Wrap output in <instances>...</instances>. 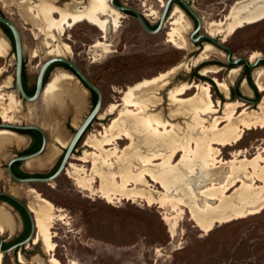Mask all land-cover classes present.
<instances>
[{
	"label": "rangeland",
	"instance_id": "1",
	"mask_svg": "<svg viewBox=\"0 0 264 264\" xmlns=\"http://www.w3.org/2000/svg\"><path fill=\"white\" fill-rule=\"evenodd\" d=\"M20 1L22 0H0V15L12 20L20 31L24 49L23 60L31 82L38 72L37 65L53 55L48 54V49L44 45L45 36L40 32L41 27L33 24L22 15ZM31 1L37 2V0ZM120 1L146 14L150 13L151 9L157 10L161 14L163 9L158 0ZM187 1L204 21L199 33H206V23L221 19L227 13L228 7L236 0ZM65 2H70V0H61V2L58 0L56 4L62 6ZM172 7L170 11H172ZM123 15L125 17L122 19L120 27L108 34L107 40L111 44L112 52L103 57H100L98 52L96 53L97 56H94L95 52L90 49V46L100 39L102 34L87 22L79 23L68 29L60 38L62 43L68 44L72 49L73 54L67 57L74 61L88 79L100 89L103 97L98 117L94 119L76 146L68 160L65 171L50 184L13 182L7 174L6 165L14 155L26 148L29 141L24 137V134L11 130L21 135V138L20 141L13 139L11 142H4L3 139H0V190L12 193L30 206L34 203V196L30 193V189H35L36 192L52 202L56 209L61 210L54 214L58 217L64 216V219L59 220L57 217L52 222L51 233L52 240L56 245L54 255L62 264H68L70 260H74L78 264H264V208L259 213L247 216L248 218L218 225L207 233L196 227L193 221L189 219V213L186 212L176 229V235L172 238L168 226L162 219L163 212L168 211L170 215H175V212L169 211L168 207L164 210L157 205L150 207L145 202L133 203L131 200L108 203L100 193L92 195L88 191L80 190L69 178L66 171L69 168L68 165L70 163L78 166L85 164L79 159L86 150L92 151L85 143L99 131L101 132L111 125L115 115H108L106 111L113 101H119L120 91L125 90L129 85L152 78L178 64H183L182 69L179 68L175 74L171 75V78L169 76L167 89L162 92H160V87L153 90L152 93L161 97L164 104L155 107V110H151L152 114L159 115L163 111L162 119H170L168 115L172 106L167 94L169 90L182 83L197 82L199 84L205 82L211 86L215 101H221V104L227 101L217 84L215 83L216 86L210 84L211 80L214 81L212 77L201 75V70L210 64L197 68L202 63H194L204 45L200 46V49H196L198 46L191 44L189 35L192 27L186 32V38L192 50L178 49L167 42L170 24L165 23L158 33L149 34L141 28L136 19L125 12ZM148 19L151 26H155L159 20L152 16H148ZM1 38L8 43L5 56H0V71H2L0 74V92L6 95L13 94L17 101V103L14 102L13 118L9 122L41 126L47 135L48 143L44 153L37 158L26 161L22 167L27 172L43 173L50 170L60 158L62 150L67 146L69 138L75 131V127L81 123L93 106L94 97L91 92L84 90L77 80H70L69 82L65 81L61 86L72 87L81 91L83 94L81 95L85 98L82 107H77L71 101L67 102L65 108L52 106L47 95H42L35 102L22 101L14 84V49L9 42L7 33L0 27ZM214 38L219 41L222 36L215 35ZM227 40L222 44L230 49L231 60L243 57L249 62V56L254 51H259L264 56V20L238 30L235 35ZM217 49L225 53L221 48V50ZM35 53L37 56L33 57ZM95 57L100 58L95 61ZM215 63L229 68L228 71H225L224 68V71L218 75L219 79L225 78L232 66L227 60L226 53L223 59L215 61ZM239 65L238 75L230 83L229 90L235 88L244 100H237L235 96L232 100L247 104L251 107L249 111L257 110L259 104L264 100V90L260 91L257 88L258 91L256 89L259 94L256 101L257 97L250 88V95L243 93L242 84L245 82L247 85L243 79L250 75L254 85L258 87L255 71L264 67V63L260 62L253 67H246L244 64ZM58 70L66 71L62 67H57L47 79L48 82L60 73L57 72ZM195 91L193 89L187 96H193ZM3 106L5 105L3 104ZM1 111L2 108H0V113ZM1 122L3 119L0 116ZM175 122L181 127L191 123L190 119L186 118H178ZM182 137L183 134H180L178 142L183 140ZM57 139H60L65 146H62V143H57ZM135 140L138 146L135 145L130 153L139 149L141 154H149L156 149L154 145H143V137L137 136ZM263 140L264 132H249L240 144L223 150L222 158L229 160L233 151L248 148L250 150L249 159H252L255 157L256 148L263 145ZM128 143V140L120 141V149H124ZM165 151L167 152V150ZM182 154L178 155L174 164L181 159ZM135 160L134 165L140 167V159L136 158ZM161 161H155L153 164H159ZM40 162L46 164L40 165ZM85 166L91 168L90 163L85 164ZM180 170L182 175L187 172L185 165H181ZM218 171L216 170V172ZM99 184L100 182L96 183V187ZM240 185L241 183L238 184V187ZM152 187L159 192H164L159 184L152 182ZM182 188L184 187L176 185L177 192L183 193ZM235 189L233 188L228 196L232 195ZM174 193H176L175 190H173ZM8 210L15 218L16 229L12 233H3V238L11 235L12 239L21 230V219L16 211ZM33 245L28 246L27 249H21L19 255H24V252L27 253L24 255L25 262L21 264H36V257H40L45 262L48 261L49 255L44 252L42 243ZM158 249L159 251H156ZM16 255L17 253L13 252L2 254V264H19Z\"/></svg>",
	"mask_w": 264,
	"mask_h": 264
},
{
	"label": "bare ground",
	"instance_id": "2",
	"mask_svg": "<svg viewBox=\"0 0 264 264\" xmlns=\"http://www.w3.org/2000/svg\"><path fill=\"white\" fill-rule=\"evenodd\" d=\"M56 2L58 0L20 1L22 15L41 27L40 32L45 36L44 45L49 55L71 56V47L62 43L60 38L68 29L82 22L89 23L102 34L91 45L94 56H97V52L100 57L112 52L111 44L107 40L108 34L120 27L125 16L111 7L109 0H88L84 6L75 0L62 6H58ZM158 2L162 8L166 0ZM147 16L159 19L160 12L151 9ZM168 16L166 24H170L171 28L167 32V42L178 49H190L186 32L192 27V22L177 5ZM262 20L264 0H236L221 19L206 23V34L212 38L215 35L222 36L221 41H218L222 44L238 30ZM7 43L0 39V56H5ZM217 48L212 43H205L194 63L220 61L225 53ZM261 56V52L254 51L249 56V62L254 63ZM99 58L95 57L94 60ZM182 66L183 64H178L121 90L119 101H113L106 111L108 115H115L111 125L85 143L92 151L86 150L79 160L85 164L90 163L91 168H87L85 164L78 166L70 163L66 170L77 188L92 195L100 193L108 203L131 200L133 203L145 202L150 207L157 205L164 210L168 207L175 215H170L168 211L163 212L162 219L172 238L186 212L195 226L207 233L218 225L243 219L264 208V140L263 145L256 148L255 157L252 159H249L248 148L233 151L229 160L222 158L223 150L240 144L247 133L264 132V100L257 110L249 111L251 107L247 104L229 99V86L238 75L240 65L231 68L225 78L219 79L222 66L212 64L203 68L201 75L212 77L227 101L224 104L215 101L211 86L205 82L182 83L168 91V100L172 106L168 115L170 119H162L163 111L159 115L151 113L155 107L164 104L163 99L152 92L158 87L160 92L167 89L169 76L171 78ZM255 78L259 90L263 91L264 67L256 69ZM70 80L76 79L72 74L61 71L45 85L42 95L49 97L50 105L65 108L68 101L77 107L84 105L85 98L81 91L61 86ZM193 89L196 90L193 96H187ZM242 90L245 95H250V89L245 82ZM15 101L13 94L0 92V106L5 105L0 107V116L4 123L12 120ZM178 118L190 119L191 123L181 127L175 122ZM180 134H183V140L178 142ZM137 136L143 137V145H154L156 149L149 154H141L139 149L130 153L135 148ZM20 138L21 135L14 131L0 129V139L4 142H11L13 139L20 141ZM124 140L129 143L124 149H120V141ZM56 142L65 146L60 139ZM180 153H183L181 159L174 164ZM136 158L140 159V167L134 165ZM159 160H162L161 163L153 164ZM42 164L46 163L40 162ZM47 164L49 165L48 162ZM181 165L187 168L185 175H182ZM151 181L159 184L164 192L153 189ZM98 182L100 184L96 187ZM239 183L241 185L238 187ZM176 185L183 186L184 192H177ZM233 188H236L235 191L228 196ZM173 190L176 193L173 194ZM30 193L34 196V203L28 208L37 228L33 244L42 243L44 252L49 255L48 261L36 257L35 263L62 264L54 255L56 245L51 233L52 222L58 217L54 213L61 210L56 209L52 202L35 189H30ZM58 219L62 220L64 216H59ZM15 229L13 214L5 205H0V232L12 233ZM1 257L0 252V264ZM19 261L25 262L22 255H19ZM68 264L78 263L70 260Z\"/></svg>",
	"mask_w": 264,
	"mask_h": 264
},
{
	"label": "water",
	"instance_id": "3",
	"mask_svg": "<svg viewBox=\"0 0 264 264\" xmlns=\"http://www.w3.org/2000/svg\"><path fill=\"white\" fill-rule=\"evenodd\" d=\"M174 1H176L180 5H182L184 8L183 9L184 13L186 15H190L196 21V26H194V24L192 22V27H194V29L192 30V32L189 35L190 40H191L193 45L202 41V40H204L205 42L212 43V44L216 45L217 47H219V48H221L227 52V60L230 64H233V65H238L239 62H243V64L246 65L247 67H253V66H256L258 63L264 61V56L259 57L253 64L248 63L247 59L243 58V57L231 60V52L227 46L216 41L214 38L210 37L206 33L198 34L200 29L203 26L202 18L200 17V15L196 12V10L193 8V6L187 0H166L165 6L163 7V10L160 14V18L158 20L157 26L154 29L150 28V26L146 23L145 19L141 15V13L136 8L128 6V5H118L115 3V0H109V4L111 7H113L114 9H116L120 12H131V13H133L136 16V18L139 22V25L141 26V28L145 32H147L149 34H156L163 28V26H164V24L168 18V13H169L170 7ZM0 23L8 28V30L10 31L11 36H12V42L10 40H9V42L14 49V57H15L14 84H15L18 95H20V97L22 99H25L28 102H35L38 99H40L42 92H43V89H44L45 74H46L47 70L49 69V67L53 64H56V63H60V64L64 65L65 67H63V69L66 70L68 73L72 74L74 76V78L80 83V85L85 90H87L89 92H93L96 95V102L93 105L92 109L85 116V118L81 121V123H79L78 126L75 127L74 133L69 138L67 146L64 149L63 156H62V159H61L59 166L57 167V169L55 170V172L53 174H51L47 177H25V178H21V177L16 176L12 171V164L13 163L18 162V161H23V162L29 161L31 159L37 158L38 156H40L44 152V150L46 149L47 143H48L45 130L41 126H38V125H31V124L21 125V124L4 123V122L0 123V129H8V130H15V131L35 130L41 134V138H42L41 146L37 151L30 153V154H25V155H14L8 161L6 170H7V174L9 176V178L15 182L21 183V184H27V183L50 184L63 171H65V169L67 167L66 164H68V160L72 156L73 151H74L77 143L79 142L80 138L86 132L88 127L92 124L94 119H96L98 117L99 111H100L101 106H102V101H103L102 92L100 91V89L95 84H93L88 79L86 74L70 58H68L66 56H52L40 64V67H39V70L37 73L36 87H35L34 94L32 96L27 95L25 90H24L23 82H22L23 43H22L20 31H19L17 25L12 20L7 18L6 16L0 15ZM203 43L204 42H202V44ZM0 196L6 197V198L10 199L11 201L15 202L16 204H18L19 206H21L25 210V212L28 214V216L30 218V224H31V229H30L29 235L24 240L16 243L15 245L11 246L7 250L1 249L2 233L0 232V240H1L0 241V252H2V254H4V253L13 251L16 248L29 245L30 242L33 241L34 236L36 235V225L34 222V217H33L32 213L30 212L28 205L23 203L20 199H18L12 193L4 191V190H2V191L0 190Z\"/></svg>",
	"mask_w": 264,
	"mask_h": 264
},
{
	"label": "flooded vegetation",
	"instance_id": "4",
	"mask_svg": "<svg viewBox=\"0 0 264 264\" xmlns=\"http://www.w3.org/2000/svg\"><path fill=\"white\" fill-rule=\"evenodd\" d=\"M60 2H61V0H59ZM70 1H72V0H70ZM75 1H77V2H79V3H81L80 5H82V6H84L86 3H87V1L88 0H75ZM65 3H67V2H65ZM64 3V4H65ZM83 3V4H82ZM115 3L116 4H118V5H126V4H124V3H122L120 0H115ZM64 4H62V5H64ZM144 5H145V2L143 3ZM175 6V5H177V6H179L182 10L184 9L183 8V6L182 5H180L178 2H176V1H174L173 3H172V5H171V7L172 6ZM173 6V7H174ZM170 7V8H171ZM172 7V8H173ZM163 8V7H162ZM163 10V9H162ZM140 12V11H139ZM169 12H171L170 10H169ZM121 13H124V12H121ZM125 13H127V14H129L132 18H134V19H136L137 20V18H136V16L133 14V13H131V12H125ZM141 13V12H140ZM168 14H170V13H168ZM141 15L143 16V18L145 19V21H146V23L150 26V28H152V29H154L156 26H157V24L155 25V26H151L150 24H149V22H148V16H147V14L146 13H141ZM189 19H190V21L191 22H193V24H194V26H196V21L190 16V15H186ZM169 17V16H168ZM167 20H168V18H167ZM166 20V21H167ZM137 22H138V20H137ZM139 23V22H138ZM166 23V22H165ZM165 25V24H164ZM194 29V27H192V30ZM192 32V31H191ZM198 34H200V33H198ZM197 34V35H198ZM196 35V36H197ZM102 37V35H100V37L99 38H101ZM9 38V37H8ZM189 39H190V37H189ZM10 40V39H9ZM11 41V40H10ZM191 41V40H190ZM202 42H205L204 40H202V41H200V42H198V43H196V44H194V46H198L196 49H200L201 47L200 46H202V45H204V43L202 44ZM191 44H192V42H191ZM90 48H91V46H90ZM219 48V47H218ZM223 50V49H222ZM225 51V50H224ZM225 53H227L226 51H225ZM215 61H218V60H211V61H207V62H204V63H202L200 66H198L197 68H199V67H201L202 65H207V64H216L215 63ZM233 65V64H232ZM239 65V64H238ZM238 65H235V66H238ZM235 66H232V67H230V68H233V67H235ZM246 66V65H245ZM59 68V67H65L64 65H62V64H60V63H56V64H53V65H51L50 67H49V69L47 70V72H46V74H45V77H44V88H45V85L48 83V81H47V79L49 78V76L51 75V73H52V71L53 70H56V68ZM224 68L225 67H222V72L224 71ZM39 69V68H38ZM229 70V68H225V71H228ZM61 71H63V70H58L57 72H61ZM38 73V72H37ZM51 78V77H50ZM36 79H37V74H36V76L31 80V82L29 81V76H28V74H27V72H26V68H25V63H24V60H23V72H22V82H23V87H24V90H25V92H26V94L27 95H29V96H32L33 94H34V91H35V87H36ZM250 79H251V82L249 81V79H248V76H246L244 79H243V81H246V83H247V86L251 89V91L256 95V93H255V91L257 92V90L259 89L258 87H256L255 85H253V81H252V78H251V76H250ZM210 84L212 85V84H214L215 85V82L214 81H212L211 80V82H210ZM216 86V85H215ZM258 88V89H257ZM233 89L234 88H232V89H230V96H229V99H232V98H234L233 96V94H232V91H233ZM257 89V90H256ZM259 91V90H258ZM20 96V95H19ZM42 97V96H41ZM40 97V98H41ZM236 97V96H235ZM21 98V97H20ZM236 99L238 100H244V98H242L241 97V95H240V97H236ZM21 100L22 101H24V102H28L27 100H25V99H22L21 98ZM221 102V101H220ZM253 103H254V100L252 101ZM94 105V104H93ZM93 107V106H92ZM92 107H91V109H92ZM90 109V110H91ZM87 131V130H86ZM17 132H20V131H17ZM22 134H24V137L29 141L28 142V145L26 146V148L23 150V151H21V152H19L17 155H25V154H30V153H33V152H35V151H37L38 149H34V147L37 145V138L33 135V134H31V133H22ZM85 134V133H84ZM84 134H83V136H84ZM40 136H41V134H40ZM83 136L80 138V140H79V142L82 140V138H83ZM41 142H42V138H41ZM79 142L77 143V145L79 144ZM76 145V146H77ZM41 146V145H40ZM76 148V147H75ZM34 149V150H33ZM65 149V148H64ZM64 149L62 150V153L60 154L61 156H60V158L52 165V167L50 168V170H48V171H46V172H43V173H34V172H27L22 166L23 165H25V163L26 162H23V161H18V162H15V163H13L12 164V171H16V172H18V173H23V174H26V175H28V176H26V177H47V176H49V175H51V174H53L54 172H55V170L57 169V167L59 166V164H60V162H61V159H62V156H63V152H64ZM74 151H75V149H74ZM73 151V152H74ZM44 153V152H43ZM42 153V154H43ZM67 165V164H66ZM6 167H7V165H6ZM56 168V169H55ZM55 169V170H54ZM14 173V172H13ZM19 177V176H18ZM21 178H25V177H21ZM12 180V179H11ZM13 181V180H12ZM13 182H15V181H13ZM17 183V182H16ZM23 202V201H22ZM24 203V202H23ZM0 205H5L8 209H12L13 211H16L18 214H19V216H20V219H21V230H20V232L14 237V238H12L11 239V235H8L7 237H5V238H3V233H2V244H1V249L2 250H7V249H9L11 246H13V245H15L16 243H18V242H20V241H22V240H24L28 235H29V233H30V229H31V224H30V218H29V216H28V214L25 212V210L23 209V211L25 212V214H26V216H27V218H28V221H29V232H28V234L27 235H25V232L27 231V227H28V223H27V219L25 218V216H24V214L18 209V208H16L14 205H12L11 203H9L8 201H5L4 199H2L1 198V196H0ZM18 205V204H17ZM27 205V204H26ZM8 239H11V240H8ZM1 241V240H0ZM30 245H33V241H31L30 242V244L29 245H26V246H22V247H19V248H16V249H14L13 251H11V252H13V253H17V255H16V258H17V262L19 263V264H21V262H19V258H18V256H19V254H21V249H27L28 248V246H30ZM33 246H36V245H33ZM42 248V247H41ZM8 253H10V252H7V253H4V254H8ZM27 255V253L26 252H24V255ZM24 255H22L23 257H24ZM24 259L26 260V258L24 257Z\"/></svg>",
	"mask_w": 264,
	"mask_h": 264
},
{
	"label": "trees",
	"instance_id": "5",
	"mask_svg": "<svg viewBox=\"0 0 264 264\" xmlns=\"http://www.w3.org/2000/svg\"><path fill=\"white\" fill-rule=\"evenodd\" d=\"M0 27L7 33V35H8V37H9V39L11 40V42H12V36H11V33H10V31L8 30V28L6 27V26H4L3 24H1L0 23ZM262 63H264V61H262ZM239 64H243V62H239ZM232 66H235V65H232ZM231 66V67H232ZM247 67V66H246ZM248 79H249V81L251 82V79H250V75H248ZM253 83V82H252ZM253 85H254V83H253ZM92 93V95H93V97H94V100H93V104H95V102H96V95L93 93V92H91ZM255 93H256V101H257V99L259 98V94H258V92H256L255 91ZM232 94L234 95V96H236V97H240V93L234 88L233 89V91H232ZM20 133H31V134H33L36 138H37V145L34 147V149H38L39 147H40V145H41V136H40V133L39 132H37V131H35V130H26V131H20ZM33 149V150H34ZM56 169V168H55ZM54 169V170H55ZM14 172V174L16 175V176H19V177H26V176H28V175H26V174H23V173H18V172H16V171H13ZM2 199H4L5 201H8L9 203H11L12 205H14L16 208H18L23 214H24V216H25V218L27 219V223H28V227H27V231L25 232V235H27L28 234V232H29V221H28V218H27V216H26V214H25V212L23 211V209L19 206V205H17L15 202H13V201H11L10 199H8V198H6V197H1Z\"/></svg>",
	"mask_w": 264,
	"mask_h": 264
},
{
	"label": "crops",
	"instance_id": "6",
	"mask_svg": "<svg viewBox=\"0 0 264 264\" xmlns=\"http://www.w3.org/2000/svg\"><path fill=\"white\" fill-rule=\"evenodd\" d=\"M85 90V89H84Z\"/></svg>",
	"mask_w": 264,
	"mask_h": 264
}]
</instances>
